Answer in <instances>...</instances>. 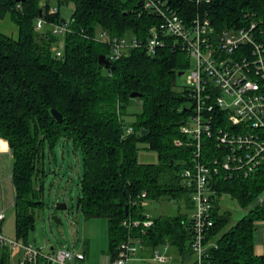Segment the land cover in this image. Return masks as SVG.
<instances>
[{
	"label": "trees",
	"instance_id": "trees-1",
	"mask_svg": "<svg viewBox=\"0 0 264 264\" xmlns=\"http://www.w3.org/2000/svg\"><path fill=\"white\" fill-rule=\"evenodd\" d=\"M166 1L188 24L200 10L206 12L218 32L246 25L245 13L253 12L262 22L257 40L264 44V0H210L201 9L190 0ZM69 5L71 33L35 29L36 18L59 22ZM7 15L18 26V37L0 31V149L12 155L17 239L29 243L34 210L44 204L47 152L55 158L64 140L81 150L77 206L87 218L107 219L111 260L131 234L142 238L145 249L169 244L193 260L187 214L154 217L145 233L140 226L130 234L123 225L126 219L146 218V200L185 198L193 211L180 177L192 164L191 148L175 144L185 138L180 128L194 111L189 90L177 84L179 74L192 67L187 51L168 47L151 56L144 48H132L112 62L114 68L100 64L99 56L108 55L109 46L93 39L96 29L146 40L149 28L161 22L142 0H0V19ZM134 92L140 97L132 98ZM134 99L140 102L139 112L128 109ZM52 109L62 114V122ZM206 142L207 154H217L215 141ZM142 148L156 151L159 161L141 162ZM213 188L215 223L208 240L218 246L211 247L207 264H264V256L255 252V223L264 220V206L255 204L264 193V162L247 177L213 175ZM223 193L247 209L241 218L233 220L220 201ZM0 264H10L7 252Z\"/></svg>",
	"mask_w": 264,
	"mask_h": 264
},
{
	"label": "built area",
	"instance_id": "built-area-1",
	"mask_svg": "<svg viewBox=\"0 0 264 264\" xmlns=\"http://www.w3.org/2000/svg\"><path fill=\"white\" fill-rule=\"evenodd\" d=\"M142 1L146 10L161 18L159 24L149 28L146 40L134 35L116 36L102 28L95 30L93 39L108 44L106 56L111 62L119 60L132 48H144L147 54L156 56L159 49L168 47L186 50L194 60L192 67L183 73L187 79L185 86L194 100V111L180 128L185 138L176 140L175 144L190 147L192 153V164L180 174L193 204L192 264H207L211 247L218 246L216 241L208 240L215 223L213 211L217 192L213 188V175L247 177L264 162V44L256 37L257 32L263 33L262 22L249 11L245 13L246 25L218 32L206 12L200 10L188 24L166 0ZM190 1L200 9L210 2ZM55 12L56 8L50 10V13ZM62 19L49 23L41 15L36 18L35 29L43 31L48 26L53 34L65 36L72 32V26L71 21ZM61 53L58 51L57 55ZM215 110L220 111L218 115L214 114ZM127 131L131 132L132 128ZM208 139L215 141L217 154H207ZM9 179L11 182V174ZM142 197H146V193ZM260 197L255 204H261L263 198ZM5 218L6 209L0 206V224ZM153 224L150 213H146L144 220L123 222L131 229L130 234L134 227L140 226L145 233ZM0 247L20 251L18 264H79L86 260V254L81 251L54 247L45 252L31 242L7 238L1 233ZM141 247L144 248L142 238L129 235L119 245L110 264H129ZM165 248L168 251L169 244H165ZM171 259L167 253L160 255L153 251L155 261L168 263Z\"/></svg>",
	"mask_w": 264,
	"mask_h": 264
},
{
	"label": "rangeland",
	"instance_id": "rangeland-1",
	"mask_svg": "<svg viewBox=\"0 0 264 264\" xmlns=\"http://www.w3.org/2000/svg\"><path fill=\"white\" fill-rule=\"evenodd\" d=\"M72 10L73 5L63 8V19L69 22ZM0 31L14 38L18 37V26L10 19L9 15L0 19ZM60 46L63 47V43L60 42ZM193 62L192 59V64ZM186 80L185 74L178 76V88H183ZM128 109L130 112H139L141 110L139 100H132ZM8 151L5 148L0 149V206L6 209V218L0 224V233L7 238L17 239L15 236L16 210L13 205L14 190L9 179L12 157ZM81 158V150L75 148L70 141L62 140L60 142L55 158L47 152L44 204L34 210L35 226L29 233V242L45 252L50 251L52 246L57 249L68 248L84 252L86 260L79 264H109L111 257L108 249L107 219L103 217L87 218L77 206L78 198L81 195ZM139 160L145 163H157L159 161L158 153L142 148L139 151ZM260 198H263L261 204L264 206V196ZM220 201L224 207L226 206L232 211L233 220L241 218L247 212V209L242 208L228 193H223ZM59 203H66L68 208L57 209L56 205ZM145 210L153 218L174 216L179 213L192 216V208L189 207L185 198L146 200ZM54 216H58L61 222H56L53 219ZM259 223L260 221H258V227ZM260 234L264 235V230L261 227L257 230L255 242H258L257 237L259 239ZM155 251L160 255L167 253L172 258L171 261L168 263L155 261L153 252L141 247L137 256L133 257L129 264H191L193 261L192 259L185 260L171 247L167 251L165 244L158 245ZM4 252L8 253L10 264H18V260L21 258L20 251H11L0 247V256Z\"/></svg>",
	"mask_w": 264,
	"mask_h": 264
},
{
	"label": "water",
	"instance_id": "water-1",
	"mask_svg": "<svg viewBox=\"0 0 264 264\" xmlns=\"http://www.w3.org/2000/svg\"><path fill=\"white\" fill-rule=\"evenodd\" d=\"M18 1H23V0H18ZM62 21H64V19H62ZM99 62L100 64L104 65L106 68H114L115 67V64H113L105 54H101L99 56ZM179 75H183V72H181ZM131 97L132 98H137V97H140V94L137 93V92H134L131 94ZM52 114L54 115V117L59 121V122H62V114L57 110V109H52ZM145 133V132H144ZM56 208L57 209H67L68 206L66 203H59L56 205ZM126 209V213H128V209L129 207L126 206L125 207ZM53 219L56 221V222H61V219L58 218V216H54ZM51 249L53 250L54 249V246L51 247Z\"/></svg>",
	"mask_w": 264,
	"mask_h": 264
},
{
	"label": "crops",
	"instance_id": "crops-1",
	"mask_svg": "<svg viewBox=\"0 0 264 264\" xmlns=\"http://www.w3.org/2000/svg\"><path fill=\"white\" fill-rule=\"evenodd\" d=\"M9 152V151H8ZM226 207V206H225ZM227 208V207H226ZM259 227H261V228H263V230H264V220L263 221H260V223H259ZM259 227H258V222H256L255 223V235H256V233H257V230L259 229ZM256 239V238H255ZM257 240H258V242H255V252H256V254H258V255H263L264 256V235H261L260 234V237H259V239H258V237H257ZM258 243V244H257ZM145 249V248H144ZM147 249V248H146ZM152 252L154 251V250H151ZM110 263H111V258H110ZM109 263V264H110Z\"/></svg>",
	"mask_w": 264,
	"mask_h": 264
}]
</instances>
